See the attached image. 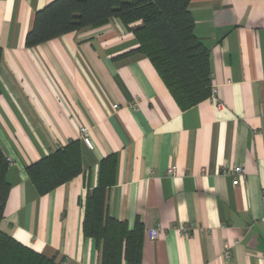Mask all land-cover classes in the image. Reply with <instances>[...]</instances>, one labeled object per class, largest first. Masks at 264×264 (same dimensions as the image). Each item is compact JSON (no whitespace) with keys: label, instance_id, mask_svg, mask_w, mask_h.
Masks as SVG:
<instances>
[{"label":"crops","instance_id":"obj_1","mask_svg":"<svg viewBox=\"0 0 264 264\" xmlns=\"http://www.w3.org/2000/svg\"><path fill=\"white\" fill-rule=\"evenodd\" d=\"M51 1L0 0L10 184L0 231L57 263L100 264L82 234L83 201L113 157L105 211L129 231L142 227L140 264H264V0L190 1L222 106L207 98L185 111L148 59L124 56L137 45L116 19L27 48L34 13ZM70 141L80 143L81 173L39 195L26 167ZM233 166L245 171L238 185L223 173Z\"/></svg>","mask_w":264,"mask_h":264},{"label":"trees","instance_id":"obj_2","mask_svg":"<svg viewBox=\"0 0 264 264\" xmlns=\"http://www.w3.org/2000/svg\"><path fill=\"white\" fill-rule=\"evenodd\" d=\"M191 0H53L33 15L25 46L34 48L54 38L95 28L116 19L135 39L127 55L150 61L164 86L185 111L209 98L212 74L209 53L194 33L188 10ZM139 22V24L129 27ZM2 51L0 49V60ZM115 161L101 162L100 183L83 201L82 234L100 248V264H140L143 231L137 224L129 231L124 223L107 216L105 188L111 184ZM8 162L0 148V220L10 184ZM39 195L72 180L81 171L80 143L70 141L25 169ZM0 264H61L16 242L0 231Z\"/></svg>","mask_w":264,"mask_h":264},{"label":"built area","instance_id":"obj_3","mask_svg":"<svg viewBox=\"0 0 264 264\" xmlns=\"http://www.w3.org/2000/svg\"><path fill=\"white\" fill-rule=\"evenodd\" d=\"M209 98H211L212 100L216 101V104L218 107H221L222 105L220 104V101L217 100L218 99V89L216 87H211V91L209 94ZM114 109L117 108L116 105L113 106ZM79 135H80V139L82 141V143L87 146L88 148L92 147V143H91V139H90V134H89V130L86 126H80L79 127ZM8 162V160H7ZM9 163V162H8ZM223 173L229 177L232 178V185H238L240 183V181L244 178L245 176V171L241 166H233L232 168L223 171ZM167 175L169 177H173L175 175V171L174 170H168L167 171ZM263 196H264V191H263ZM262 221L264 223V215L262 218ZM182 231L185 233L187 232V228L186 227H182L181 228ZM160 231L159 226H156L155 228H152L148 231V237L150 240H154L156 239V237L158 236V233ZM230 255V251H229V247L225 246V250L223 252V256L225 258H228ZM264 259V256H263Z\"/></svg>","mask_w":264,"mask_h":264}]
</instances>
